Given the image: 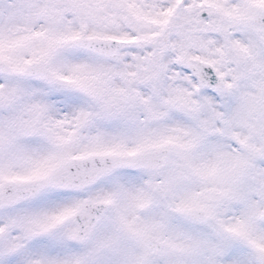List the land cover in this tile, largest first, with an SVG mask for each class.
Returning <instances> with one entry per match:
<instances>
[{
  "label": "snow or ice",
  "instance_id": "6c2138e0",
  "mask_svg": "<svg viewBox=\"0 0 264 264\" xmlns=\"http://www.w3.org/2000/svg\"><path fill=\"white\" fill-rule=\"evenodd\" d=\"M0 264H264V0H0Z\"/></svg>",
  "mask_w": 264,
  "mask_h": 264
}]
</instances>
